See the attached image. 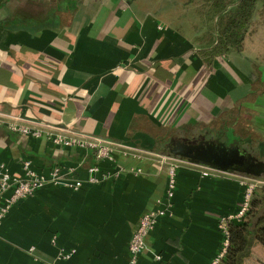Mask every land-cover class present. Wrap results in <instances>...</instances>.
Segmentation results:
<instances>
[{
    "label": "crops",
    "instance_id": "1",
    "mask_svg": "<svg viewBox=\"0 0 264 264\" xmlns=\"http://www.w3.org/2000/svg\"><path fill=\"white\" fill-rule=\"evenodd\" d=\"M203 4L0 0V165L13 173L24 160L44 173L74 167L68 176L86 181L97 162L92 149L14 132L15 123L111 144L124 169H141L79 189L49 183L16 202L0 219V264H132L139 220L160 206L168 212L135 264L216 257L221 218L242 205L243 174L204 176L206 167L183 161L167 206L164 143L204 134L264 160V3L241 49L212 62L204 52L216 42V17ZM254 244L244 264L254 263Z\"/></svg>",
    "mask_w": 264,
    "mask_h": 264
},
{
    "label": "built area",
    "instance_id": "2",
    "mask_svg": "<svg viewBox=\"0 0 264 264\" xmlns=\"http://www.w3.org/2000/svg\"><path fill=\"white\" fill-rule=\"evenodd\" d=\"M9 128L14 132H19L32 137L46 136L57 146H78L84 149L94 150L97 162L87 167L88 178L84 179L74 178L68 176L71 174L74 167L66 169L62 165L54 166L49 173L37 171L30 160H24L22 163V173H13L5 165H0V219L4 217L11 207L18 201L27 198L35 193L39 188L54 183L56 185H67L73 189H79L85 182L96 184L100 183L107 178L120 176L124 173L139 174L141 169H124L115 158L114 147L111 144L104 143L98 140H88L77 137L65 136L59 132L41 129H32L25 125H18L10 123ZM163 161L168 163V185L166 189V199L164 204L170 206L171 199L174 196L176 188V177L178 169L182 166L183 161L174 157L164 156ZM83 162V161H82ZM81 162V163H82ZM107 162L113 166V170L104 169L102 163ZM211 168H205L202 171L204 176L211 173ZM242 185L244 186L243 201L240 209L234 213L221 218L220 227L223 231V241L221 248L216 257L210 264H221L225 258L227 248L229 245V230L228 222L236 221L241 222L244 220L246 213L249 210L250 200L255 190L261 186L264 180L251 178L243 175ZM168 212L167 207H156L144 213L137 228L135 229L130 242V262L135 264L138 260L139 254L146 248V237L154 229L158 220L165 216ZM72 252L63 253L64 258H68ZM158 259L159 255L156 256Z\"/></svg>",
    "mask_w": 264,
    "mask_h": 264
},
{
    "label": "trees",
    "instance_id": "3",
    "mask_svg": "<svg viewBox=\"0 0 264 264\" xmlns=\"http://www.w3.org/2000/svg\"><path fill=\"white\" fill-rule=\"evenodd\" d=\"M203 1L207 16L212 20L216 17L213 24L217 30L216 42L204 52L206 60L212 62L215 56L241 49L256 6L260 2L264 3V0ZM102 167L111 171L114 169L113 166ZM227 226L229 245L221 264H244L255 241L264 247V185L258 187L252 195L244 220L229 221Z\"/></svg>",
    "mask_w": 264,
    "mask_h": 264
},
{
    "label": "water",
    "instance_id": "4",
    "mask_svg": "<svg viewBox=\"0 0 264 264\" xmlns=\"http://www.w3.org/2000/svg\"><path fill=\"white\" fill-rule=\"evenodd\" d=\"M167 155L207 168L264 179V160L239 142L204 134L171 136L164 143Z\"/></svg>",
    "mask_w": 264,
    "mask_h": 264
},
{
    "label": "rangeland",
    "instance_id": "5",
    "mask_svg": "<svg viewBox=\"0 0 264 264\" xmlns=\"http://www.w3.org/2000/svg\"><path fill=\"white\" fill-rule=\"evenodd\" d=\"M262 35V37H263V40H264V33H262L261 34ZM251 122H254L255 123V121H251ZM253 138H258V136H253ZM257 179H259V178H257ZM261 179V178H260ZM264 185V182L262 183L261 182V186H263ZM254 243H256V244H254ZM253 244L254 245H257V247L256 248H254L255 249V252L252 254V256H254L252 259L254 260V263L253 264H264V254H262V252L264 251V247L262 246V245H260L258 242H254ZM253 246V245H252ZM259 250V252H261V254H259L257 251Z\"/></svg>",
    "mask_w": 264,
    "mask_h": 264
}]
</instances>
